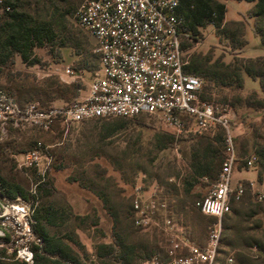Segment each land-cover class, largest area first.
Masks as SVG:
<instances>
[{"label": "rangeland", "instance_id": "rangeland-1", "mask_svg": "<svg viewBox=\"0 0 264 264\" xmlns=\"http://www.w3.org/2000/svg\"><path fill=\"white\" fill-rule=\"evenodd\" d=\"M81 1L17 0L16 3L18 4V10L25 11L36 19L45 18L55 25L63 24L72 27L76 30L79 40L84 41L85 36L88 35L76 25L74 19V13ZM246 5L248 4L245 1L239 0H229L227 4L229 17L234 15L235 19L242 21L245 25L246 34L244 37L248 40V43L243 48H233L223 35H218L216 29L209 27V30L204 31L199 41L183 39L185 44H189L188 47L184 48L189 58L193 53L205 54L208 52L213 58L222 57L225 62H229L234 55L243 57L264 56V43L259 36L250 32L249 27L251 22H254V18L250 16L249 10L242 11L243 9H241V15H235L238 9ZM88 39L94 48L93 39L90 36H88ZM34 53L39 59L38 64L27 65L17 55L14 63L0 67L1 90L17 98L15 83L10 80L11 76L8 75V72H14L13 80L15 82L27 73L29 74L27 80L33 84H40L48 76H56L65 85L77 84L78 89L75 95L68 93L65 98L50 101L51 105L58 106L70 103L86 94L90 72L77 68L78 60L81 57L75 53L73 48L68 46L60 48L49 45L37 46L34 48ZM66 65H70L79 74L76 80L65 77L67 80H71L70 83L63 81L57 75ZM16 72H21L22 75L17 76ZM245 77V86L240 90L232 91L230 95L232 101L230 106L236 114L233 127L239 158L232 172V184L238 175L256 179L257 172L255 169L261 170L257 163L253 168L244 166V159L253 154L255 143L260 141L254 136L255 128H257V134L264 132V108L256 110L244 103V98L250 94L256 93L257 97L262 96L260 95L259 83L249 76ZM227 93L229 91L226 89L214 88L212 90L215 101H218L222 94ZM116 118L113 117L110 120ZM128 119L131 124H134L141 131L145 143L152 140L156 130L171 132L154 114H141ZM96 120L90 119L69 123L57 121L50 130H41L33 126L7 127L6 135L0 139V177L10 183L19 185L28 193L27 199L18 198L16 200L8 199L0 194V237L8 239L7 242L1 243L0 241V248H4L7 255L16 254V251H14L15 244L26 241L24 239L25 223L31 205L35 209L41 206H52L57 210V218L53 224L47 226L48 231L72 247L80 260V264H100L95 255L97 245L102 242L111 243L115 232L112 218L102 199L89 189L80 186L78 181H74L70 177L71 167L57 170L52 166L41 181L37 169L24 164L22 159L24 152L34 148L37 142H41L43 147L47 146L49 153L52 155L53 164L54 160L59 158L62 147L74 141L80 130L94 126ZM218 132V129H214L207 132L191 131L182 135H175L174 142L153 158L151 163L153 168L147 171H137L130 183L123 182L119 172L113 168L106 158L101 157L95 160L107 169V174L111 176L113 184L118 189L116 200L134 198L139 193L145 202L154 203L152 209L153 221L150 226L140 229L134 222L132 223V228L137 230L139 235L148 237L150 240L156 238L159 246L164 247L163 241H166L167 235L163 234L160 229L163 218L170 216L180 220L184 235L199 244L206 243L214 218L200 214L193 204L195 200L208 193L215 180L197 177L198 182L193 186L191 196L187 197L186 206L181 205L178 201L183 196H176L167 191V183L181 187L183 180L192 174L190 164L193 145L202 136L212 137ZM111 140L115 141L118 147L115 150L108 147L110 153H117L118 150L124 147L120 137L111 138ZM145 158L150 159L152 155L145 156ZM239 170L241 172H238ZM170 173H175L176 176L169 177ZM240 201V204L250 206L254 205L253 202H256L251 191H247ZM240 204H235V208L241 207ZM239 215L240 217L234 218L232 213V217L226 221L228 226L226 230H223L222 224L215 264H236L239 256H245L254 264H264V249H261L258 244L256 246L254 243L244 244V242L252 241L255 238L261 241L262 247H264V219H257L245 214ZM94 218L98 220L97 225H92ZM227 218L223 217L222 223ZM234 225L233 229L229 228ZM234 232L238 233L236 238L238 237L241 242L239 248L233 247L232 249L227 243L236 240V238H233ZM228 257H232V260L229 261Z\"/></svg>", "mask_w": 264, "mask_h": 264}, {"label": "built area", "instance_id": "built-area-1", "mask_svg": "<svg viewBox=\"0 0 264 264\" xmlns=\"http://www.w3.org/2000/svg\"><path fill=\"white\" fill-rule=\"evenodd\" d=\"M14 2L0 0V20L13 11ZM179 3L180 0H82L74 13L75 23L93 39L99 61L88 78L86 94L70 103L42 108L38 101L21 104L0 89V139L8 126L50 130L57 121L141 114L156 115L174 135L222 130L225 157L218 180L195 202L203 215L215 219L206 243L193 241L183 234L175 217L165 216L161 225L168 241L165 253L143 258L137 264H215L222 218L231 211V203L239 201L247 191L257 202L264 203V175L261 188L256 186L259 181L251 179L232 184V172L239 159L233 127L236 114L229 104L204 100L201 78L185 71L190 58L182 46L185 18L178 12ZM57 75L67 83L71 80L65 77H79L70 65ZM22 159L37 169L41 181L52 164V155L41 142L24 152ZM256 161L255 154L249 155L244 166L255 167ZM18 198L21 197L11 200ZM153 208L154 203L145 202L137 193L133 198L134 224L150 226ZM33 211L31 205L25 223L26 241L14 246L15 258L30 264L34 249L40 251L43 247V239L35 230Z\"/></svg>", "mask_w": 264, "mask_h": 264}, {"label": "trees", "instance_id": "trees-1", "mask_svg": "<svg viewBox=\"0 0 264 264\" xmlns=\"http://www.w3.org/2000/svg\"><path fill=\"white\" fill-rule=\"evenodd\" d=\"M16 1L13 3V11L6 16V19L0 20V67L14 63L16 55H19L22 62L27 65L38 64L39 59L34 53V48L46 45L73 48L81 57L78 60V69L82 68L91 73L98 67V56L93 51L94 48L86 32L88 36H85L84 41H80L76 30L72 27L63 24L55 25L45 18L36 19L31 14L18 10ZM248 1H255L249 13L254 18V33L264 43V0ZM181 8L185 18L183 31H189L192 40L199 41L202 36L199 27L211 23L218 35H223L233 48L241 49L247 44L248 41L244 37V23L239 20L226 21V6L223 2L181 0ZM182 46L186 48L189 44L183 42ZM185 71L201 78L203 82L201 97L204 100L229 105L232 103L231 92L242 89L246 82L245 76H249L258 81L262 96L257 97L256 93L250 94L244 98V103L252 109L264 108V56L234 55L229 62H225L222 57L213 58L209 52L193 53ZM13 73L8 72V75L15 83L17 100L21 104L37 100L42 108H49L53 106L50 101L65 98L68 93L75 95L78 89L77 84L65 85L56 76H48L40 84H33L29 83L27 80L29 74L25 73L15 82ZM16 75H22V73L16 72ZM214 88L226 89L229 93L222 94L220 99L215 101L212 96ZM128 118L134 117H117L114 120L93 118L97 119L95 125L80 130L74 141L62 147L59 158L54 160L48 169L49 171L52 166L57 170L71 167L70 177L78 181L80 186L94 192L107 208L115 232L111 243L102 242L97 245L95 255L100 264H137L141 257L163 255L168 247L167 237L166 241H163L164 247H161L156 238L150 240L148 237L139 235L137 230L132 228L135 216L133 198L116 200L118 189L113 184L111 176L107 174V169L95 161L97 158H106L119 172L123 182L130 183L137 171L151 170L153 158L174 142L175 135L167 130H156L149 143L143 142L141 131L131 124ZM218 130L219 132L214 136H202L193 145L190 164L192 174L183 180L182 186L167 183V191L176 196H183L178 199L183 206H186L187 197L191 196V190L198 182L197 177L210 178L215 182L218 180L225 157L223 132ZM256 131L257 128L254 130V136L260 141L255 143L253 154L257 156L256 163L262 172L264 170V132L257 134ZM115 137L121 138L124 147L117 153H110L108 147L114 150L118 147L115 141L111 140ZM149 155H152V158H145ZM168 176L176 175L170 173ZM0 183L2 196L9 199H15L18 196L23 199L28 198L27 191L19 185L1 177ZM195 202L196 200L193 204L194 208L202 214L195 207ZM56 214L57 210L52 206H41L37 209L34 207L35 230L43 239V247L40 251L34 249L32 264H80L72 247L47 229L48 225L55 222ZM177 220L180 222L179 219ZM97 224L98 220L94 218L92 225ZM138 228L142 229V227ZM160 230L165 234L163 229ZM0 241L7 242L8 239L0 237ZM262 248L264 249L261 245ZM14 255L9 256L4 248H0V264H30L16 259ZM236 264L254 263L245 256H239Z\"/></svg>", "mask_w": 264, "mask_h": 264}, {"label": "crops", "instance_id": "crops-1", "mask_svg": "<svg viewBox=\"0 0 264 264\" xmlns=\"http://www.w3.org/2000/svg\"><path fill=\"white\" fill-rule=\"evenodd\" d=\"M219 1H221V2H223L224 4H225V6H226V11H225V20L226 21H231V20H237V19H235V16L233 15V17H229V15H228V6H227V4H228V1L229 0H219ZM239 1H245L248 5H246L245 7H242V8H240V9H238L237 11H236V13H235V15H238V16H240L241 15V9H243L242 11H247V10H250L251 9V7L253 6V4H254V2L255 1H248V0H239ZM180 7V8H179ZM179 7H178V12L181 14V15H183V13L181 12L182 10V8H181V0H180V3H179ZM209 27H213L214 29H215V27H214V25L213 24H207L206 26H200L199 27V29H200V31H201V33L203 34L204 33V31L205 30H209L208 28ZM250 32L252 33V34H254V22L252 21L251 22V25H250ZM245 34H246V32H245ZM181 37H182V43H183V39L184 38H186V39H192L191 38V36H190V32L189 31H183L182 30V33H181ZM248 41V40H247ZM248 43V42H247ZM17 56V55H16ZM253 168V167H252ZM256 170V172H257V176H256V179H254V178H249V177H241V176H239L238 175V177H236L235 178V180H234V183H236V182H238V181H240V180H247V179H251V180H257V181H259V183H257V187L258 188H261L262 186H263V184H261L260 182H261V179H262V176L264 175V170H262V172L261 171H259V169L257 170V169H255ZM238 172H241V170H239ZM256 201V200H255ZM240 200L239 201H233L232 203H231V211L229 212V213H227V214H225L223 217L225 218H227L226 220L224 219V221L225 222H223L222 224H223V230H226L227 228H228V226H227V220L228 219H230L231 217H232V213H233V215H234V218H236V217H240V215L239 214H245V215H248V216H251V217H256L257 219H264V203L263 202H253V204L254 205H248V204H240ZM248 203V202H247ZM241 205V207H236L235 208V206L236 205ZM182 225V224H181ZM235 227V225L234 226H231V227H229V228H234ZM236 234H238L237 232H234L233 233V238L235 239L236 238ZM235 235V236H234ZM193 240V239H192ZM194 241V240H193ZM196 242V241H195ZM240 242H241V240L237 237L236 238V240H233L232 242H230V243H227V245L228 246H230V248H232L233 249V247H235V248H239L240 247ZM251 243H254V245L256 246V244H258L259 245V247L262 245L261 244V241H259V240H257V239H253L252 241H248V242H244V244H246V245H250ZM203 245V244H202ZM261 248V247H260ZM259 249V248H258ZM260 250V249H259ZM228 258H232V257H228Z\"/></svg>", "mask_w": 264, "mask_h": 264}]
</instances>
